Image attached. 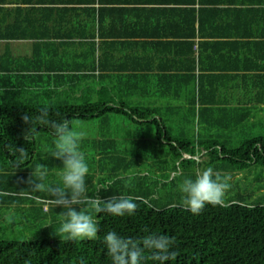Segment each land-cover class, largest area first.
<instances>
[{"label":"trees","instance_id":"16d2710c","mask_svg":"<svg viewBox=\"0 0 264 264\" xmlns=\"http://www.w3.org/2000/svg\"><path fill=\"white\" fill-rule=\"evenodd\" d=\"M94 1L89 0L91 7L87 9L86 62H82L81 66L78 64L68 66L62 63V58L54 61L56 52L54 50L48 61L38 57L37 53L35 54L37 57L22 62L23 66L10 68L4 67L0 55V189L9 192L0 193V203H19L24 197L16 194L21 193V191L16 192L21 189L18 186V179L26 178L38 170V172L47 171L44 170L45 166L42 168L39 166L38 151L44 145L54 146L56 138L49 128L36 125L27 141L26 135L30 130V124L25 123L23 119L25 115L35 116L43 107L49 109L52 119L62 121L67 118L71 124L74 121L89 122L100 119L109 122L113 115H118L140 126L152 125L157 130L158 141H164L169 150L164 151L159 148L160 151L151 154L150 157L136 155L132 158L117 149V139L88 140L84 149L93 147V161L99 164L102 172L97 184L94 183L95 174L87 175L88 197L91 200L100 198L98 201L100 207H103L104 202L108 200L118 199L121 196L132 197L137 203L135 214L114 217L107 212L94 210V219L100 229L96 240L70 241L60 237L10 240L0 236V264H111L103 243V236L110 231L132 238H141L149 233L175 238V250L179 255L174 264H264V202L247 203L240 199L231 200L223 205H207L198 215H194L180 200L182 194L176 189L177 178L170 179L171 173L193 166L198 169L211 167L215 172L226 173H239L254 167L264 169V136L245 137L239 146H234L231 140L222 136L225 129L218 123H221L224 113L229 110L225 109L223 103L215 96L219 89L214 90V95H211L212 90L206 87L203 80L206 75L197 77L193 43L186 45L182 43V46H178V50H170L165 54L166 56L171 54L175 58L181 56L188 58L190 66L180 67L182 73L159 74L152 79L149 78V88L145 94H152V98L147 100L141 97L142 102L149 103L148 107L141 108L142 106L130 101L133 93L136 94L138 90L142 92L140 89L130 90L122 86V89L113 87L112 91V81L104 84L106 76L104 72L111 67L106 65L102 56L99 62L97 58ZM202 1L200 0L201 4ZM174 2H177L178 6L182 4L194 6L197 0ZM191 10L189 9V12H192ZM0 37H2L1 28ZM5 69H9L8 72L12 73L24 72L21 80L11 85L17 89L21 88L19 92L26 93L27 100H17L12 103L4 100L1 74ZM98 70L100 81L96 74ZM34 71L37 73H33ZM65 72L77 73V75H66ZM79 72L82 74L80 75ZM68 76L77 79L81 77L82 81L85 80L82 84V89L85 87L84 99L79 103L71 100L37 101L29 98L32 93L61 92L57 89L49 91L46 88L49 85L62 84L63 80L58 82V79H66ZM46 78L50 80L47 81ZM98 86L101 89H98ZM113 92L120 98L119 101L115 99ZM141 92L140 96L143 94ZM211 96L215 97L211 98ZM163 106L188 107L192 114L163 113L160 109ZM175 119L199 122L201 127L198 136L192 137L190 130L170 129L167 124ZM176 132H183L184 135H176ZM15 146L26 148L29 152V160L22 165H16L15 158L10 154V150ZM201 149L206 150V153L199 157ZM98 150L103 154L100 159L96 157ZM49 161L48 174L56 162L52 158ZM62 166V162L58 161L55 169L62 170ZM145 170L149 174L142 177L140 173ZM155 170L163 171V187H158L160 180L152 176ZM130 174H134L136 179L145 183V186L141 184L129 186L127 178ZM162 190L163 195L160 192ZM23 191L24 193L27 191L28 196L31 195L26 200L32 202L30 208L40 215L50 218L56 212L63 214L66 210L52 206L55 197L51 194H49L52 199L51 202L49 201L51 204H47L49 207L45 210L43 202L36 198H47L46 192ZM81 208L86 211L84 205Z\"/></svg>","mask_w":264,"mask_h":264},{"label":"crops","instance_id":"0c3cea01","mask_svg":"<svg viewBox=\"0 0 264 264\" xmlns=\"http://www.w3.org/2000/svg\"><path fill=\"white\" fill-rule=\"evenodd\" d=\"M162 1H94L98 62L102 56L106 65L111 67L104 72L106 75L104 84L112 81V91L113 87L122 89V86L130 90H142L140 91L143 93L142 96L138 90L130 97V101L142 106L141 108L148 107L149 103L142 102L141 97L147 100L152 98V94H145L149 88V78L152 79L159 74L182 73L180 67L190 66L188 58L183 56L175 58L171 54L170 56L165 54L170 50H178V46H182V43L185 45L193 43L197 77L206 75L203 80L206 87L212 90L211 95H214V90L219 89L215 96L223 103L224 108L229 110L224 113L221 123H218L225 129L222 136L231 141L235 138L243 139L247 130L262 127L264 125V0H203L202 4L197 0L194 6L188 4L178 6L177 2H174L176 0ZM88 7H91L89 0H0L2 34L0 55L4 67L23 66L22 62L37 57L35 56L37 53L38 57L48 61L53 55L52 50L56 51L54 61L62 58V63L68 66H76V64L81 66L82 62H86ZM189 9H192V12H189ZM8 70L5 69L1 74L4 100L7 103L27 100V94L19 92L21 88L18 90L11 85L21 80L24 72L12 73ZM65 74L77 75L71 72ZM79 74L81 75L82 72ZM96 74L100 81V71L98 70ZM46 80L50 79L46 78ZM58 80V82L63 80V83L58 86L49 85L46 89L49 91L57 89L61 92L32 93L29 98L37 101L71 100L74 103L84 99L85 87L82 89V84L85 80L82 81L81 77L77 79L68 76L66 79ZM98 89L101 87L98 86ZM114 94L113 92V96L119 101L120 98ZM160 109L163 113L172 115L192 114L188 107L163 106ZM102 124L109 126L111 119L109 122L103 120ZM130 124L138 128L152 126ZM124 125L128 127L129 124L125 122ZM167 126L176 131L190 130V135L194 137L198 136L201 124L197 121L184 122L175 119ZM108 130L98 134L91 141L116 139L110 128ZM176 135L183 136L184 133L176 132ZM129 139L142 140L135 135ZM149 140L151 141V138ZM55 151L56 148L47 152L48 157L56 161L54 162L56 165L53 164L50 171L54 173L56 172L54 167L59 161L54 158ZM205 153L206 150L201 149L199 157ZM102 156L103 154L98 150L97 159ZM135 156L136 154H133L132 158ZM162 172L155 170L152 174L154 179L160 180L158 187H163ZM148 174L147 170L140 173L142 177ZM101 175L100 171L97 182ZM127 179L129 186L137 184L145 186V183L136 179L134 174L128 175ZM160 192L163 195V190ZM0 193L9 192L0 189ZM36 199L43 202L44 209L47 203L52 201L51 197ZM99 199L93 200L99 201ZM31 204L32 202L28 201V205Z\"/></svg>","mask_w":264,"mask_h":264},{"label":"clouds","instance_id":"9594fccd","mask_svg":"<svg viewBox=\"0 0 264 264\" xmlns=\"http://www.w3.org/2000/svg\"><path fill=\"white\" fill-rule=\"evenodd\" d=\"M25 123L30 124L26 135L29 141L31 130L39 125L47 127L56 138V160L62 162L60 185L50 186L45 182L46 173L40 172L38 177L29 180L34 191L48 192L55 197L57 206L66 209L59 233L70 241L96 240L100 231L93 217L86 213L80 205L91 203L96 212H107L114 217L133 216L137 203L132 197L121 196L104 202L100 207L98 201L88 197L86 177L89 165L81 150L83 133L74 131L71 121H62L50 117L47 107H43L35 115H25ZM10 154L15 158L16 165H22L29 160V152L23 147H14ZM230 177L221 178L209 167L195 179L186 177L179 184L182 203L194 215H198L207 205H223L227 190L230 187ZM77 206L79 210H77ZM103 243L111 264H174L179 253L175 250L176 240L164 234L149 233L141 238L124 237L116 231H110L103 236Z\"/></svg>","mask_w":264,"mask_h":264},{"label":"rangeland","instance_id":"374dc122","mask_svg":"<svg viewBox=\"0 0 264 264\" xmlns=\"http://www.w3.org/2000/svg\"><path fill=\"white\" fill-rule=\"evenodd\" d=\"M128 123V127L124 125V123ZM103 120H95V121H74L72 127L77 134L83 133V138L81 141V150L84 153L86 160L89 165V173L95 174L94 183L97 184V179L100 175V166L98 163L93 161L94 149L93 147H89L88 149H84L86 146V142L88 140H92L98 134L102 132L110 131L114 134V138L118 140L116 147L121 153H127L128 155L136 154L138 156L143 155L144 157H150L151 154H155L160 151L159 148H162L164 151L169 150L168 145L164 141H158L157 138V130L154 126L138 128L132 124L128 120H124L123 117L118 115H113L111 117V124L106 126L102 124ZM100 125V127H99ZM105 125V126H104ZM102 126V127H101ZM137 136L138 138H142V140L132 141V136ZM264 136V125L259 128L249 129L246 131V138H253L254 136ZM119 137V139L117 138ZM134 138V137H133ZM151 138V141L149 140ZM234 146H239L243 139H234L231 141ZM110 145V144H109ZM39 148L38 154L40 155L39 166L42 168L45 166L47 171H43L46 173L45 182L50 186L60 185V177L62 171L57 170L55 174L54 172H50L48 174L49 168V159L47 157L48 150L54 149V146H46ZM56 148V146H55ZM51 164V163H50ZM56 165V164H54ZM38 167V169H40ZM57 167V166H56ZM55 168V167H54ZM205 169L196 168H185L182 170H177L175 174H170V179L177 178V190L179 191V184L186 177H191L193 179L196 178L197 175L201 174ZM39 171V170H38ZM35 172L32 175L18 179V186L21 188L17 191H21V193H16L22 195V198L19 203H0V236L5 239L10 240H40V239H52L54 237L64 238L62 234L59 233V228L61 225V221L63 219V215L60 212H56L54 215H51L50 218L45 217V215H40L36 210H33L32 205H28V201L26 198L31 197L24 193L23 190L34 191L31 189L29 185V180L34 177H38L39 173ZM95 171V172H93ZM221 178L230 177L228 181L230 184L229 189L226 192L224 203H227L231 200H245L247 203H256V202H264V169L254 167L252 169L239 172V173H231V172H215ZM51 176V177H48ZM53 176V177H52ZM170 181V180H169ZM8 186H11L8 184ZM25 187V188H22ZM39 192V191H35ZM47 196L50 197V193L46 192ZM34 196V195H33ZM34 198V197H33ZM183 197H181L182 202ZM27 201V202H26ZM51 204V203H47ZM49 205L45 206V209L49 207ZM85 206L86 213L90 214L94 219V210L95 207L92 206L91 203H82L80 207ZM63 210L62 206H57L56 203L52 205ZM79 207L77 206V210ZM95 220V219H94ZM46 224V226H45Z\"/></svg>","mask_w":264,"mask_h":264},{"label":"built area","instance_id":"2783aa9c","mask_svg":"<svg viewBox=\"0 0 264 264\" xmlns=\"http://www.w3.org/2000/svg\"><path fill=\"white\" fill-rule=\"evenodd\" d=\"M49 203V202H48Z\"/></svg>","mask_w":264,"mask_h":264}]
</instances>
